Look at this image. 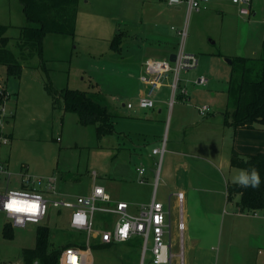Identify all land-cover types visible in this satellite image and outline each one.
<instances>
[{
  "label": "crops",
  "instance_id": "1",
  "mask_svg": "<svg viewBox=\"0 0 264 264\" xmlns=\"http://www.w3.org/2000/svg\"><path fill=\"white\" fill-rule=\"evenodd\" d=\"M109 10L113 14L109 17L112 18L111 24H114L110 31L107 30L106 18ZM255 10H257L256 7L251 5L249 15L256 13ZM198 11L195 12L199 14ZM238 11L241 15L239 9ZM185 12L188 13L185 2L168 4L166 0H108L104 6H99L95 5L93 0H78L70 58H87L89 65H101V62L106 64L108 68H102L99 72L108 71L106 74H111L108 80L123 89L126 96L135 102L145 94L147 89L140 80L145 72V62L147 60L169 61L170 56L179 51L177 44L180 43L181 34L178 31L181 30L179 27L183 23ZM171 22L179 27L169 26ZM58 35L67 37L64 34ZM113 38L116 39L115 44H112ZM101 40L106 42L104 46L98 44ZM43 51L42 43V54ZM241 52V49H237L233 55H222L221 52L212 55L230 58L236 55L244 56ZM215 59V63L220 65L221 59ZM86 61H76L75 64L79 71V74L75 76L81 80L85 78L82 75L83 73L85 75L82 65L86 64ZM67 71L69 72V67ZM67 80H69V74ZM168 83V79L164 80L162 85L153 91V106L147 109L127 107L126 104L131 101L127 103L120 101L122 93H118V90L113 91L111 110L104 103L108 113L113 117V126L118 116L131 120L128 128H132L136 134L132 133L133 136H130V144L132 149L139 150V153L135 151L133 153L132 169L122 179L124 182L122 188L119 185L114 187L108 182L98 184L93 181L83 194L77 195L88 194L94 184L101 185L113 201L126 202L127 211L133 215L138 213L141 205H148L153 196L156 200L163 202L166 211L165 221L169 223V229L164 233V238L170 242L172 257L178 259L179 264L262 263L264 258L256 254L255 243L260 239L264 241V215L261 214H264V209L255 213L239 211L236 205L238 195H233L229 199L227 185L234 182L243 170L231 166V153L233 151L242 154L264 152V129H235L225 122V110L232 109L228 94L225 97L224 106L206 107L203 114L199 113L194 104L196 101L189 103L190 106L186 100L182 99L180 93L175 94L176 102L173 99V104H170V99L169 103L167 101ZM93 84L96 88L99 87V81H94ZM187 98L188 102L192 100L189 94ZM115 101L120 103L122 110L116 108ZM167 122L166 138L171 130V139L168 141L164 136L160 141L159 146L163 141L165 142L162 156L152 154L151 150L146 152L142 141L158 133L162 134L166 130ZM7 135L10 137L11 133ZM154 147L158 146H152ZM165 154H168L167 164L163 169ZM3 155L4 160H2L5 164H9L6 154ZM137 161L139 165H136ZM140 165L144 167L142 175H139L137 171ZM140 178L142 181H139ZM160 180L159 188L157 184ZM16 182L19 186V182ZM177 193H182L181 201L177 198ZM61 212L56 211V214L60 216ZM98 213L102 218L98 220V225L94 226V231L88 238L89 247L86 248V235L83 243L73 242L65 246L83 244L87 252V264H92V246L109 247L125 244L132 249L138 247L142 252V238L138 235L121 242L99 243L96 231L104 226L105 221L108 224L114 220V216ZM180 214L183 222L181 233L177 228ZM67 215L68 211L65 213L66 221ZM103 216H110V219H103ZM172 224L178 241L171 235ZM174 246L177 247L176 252L172 251ZM150 264H153L151 260Z\"/></svg>",
  "mask_w": 264,
  "mask_h": 264
},
{
  "label": "rangeland",
  "instance_id": "2",
  "mask_svg": "<svg viewBox=\"0 0 264 264\" xmlns=\"http://www.w3.org/2000/svg\"><path fill=\"white\" fill-rule=\"evenodd\" d=\"M93 1L95 5L104 6L108 0ZM252 6L256 7V13L240 15L239 7L231 0H209L206 6L198 11L199 14L195 11L185 12L180 27L173 22L169 24L185 31V35L177 44V49L180 48V44H183L186 53L195 54L199 59L196 69L180 71L178 75L180 87L184 86L192 97V100L188 102L189 99L182 96L188 105L194 100L197 108L224 106V100L230 88L231 64L226 61L228 56L218 57L212 55L213 53L233 55L237 49H241L242 55L246 57L261 55L264 44V0H252ZM201 14L203 15L200 16ZM112 15L110 10L106 14L109 31L112 26L114 27L110 21L112 18H109ZM0 23L8 26L6 31L9 37L8 47L15 55H18L17 40L20 27L27 24L19 0H0ZM105 43L104 40L98 41L101 46ZM71 44L73 45V41L68 35L63 37L56 33L46 34L43 41L42 60L35 52L32 57L23 62L19 78L7 76L5 67L0 66V89L3 87L12 93L5 99L2 106L0 105L5 115L2 130L7 134L11 133L9 143L0 147V157L3 159V154H6V160L9 162L6 165L11 172L9 181H6L5 176H0V195L7 188H19L16 181L19 182L21 174L52 176L55 178L57 192L69 195L68 197L83 194L93 181L98 184L108 182L114 187L119 185L122 188L124 183L122 179L132 169L133 153L134 151L139 153V150L132 149L130 144V136L136 133L132 128H128V123L131 121L129 118L124 119L118 116L114 124V133L98 138L93 125H81L75 113L64 111L60 97L54 106L51 97L45 91V82L56 90H61L66 86L85 89L87 86L89 88L88 83L99 81L97 97L108 105L110 110L113 91L118 90V93H122L120 101L133 102L126 96L123 89L108 80V76L111 75L106 74L108 71L99 72L102 68H108L106 64L101 62V65H89L87 58H70ZM215 58L221 59L220 65L215 63ZM209 60L212 61L209 62ZM76 61H86V64L82 65L85 69V75L82 74L85 77L83 80L75 76L79 74L75 67ZM42 62L48 68L47 77L40 66ZM71 62L72 64H69ZM68 74L69 80H67ZM200 76H204L208 83H194V80ZM89 79L92 81H88ZM168 94L169 103L170 87ZM174 101L176 102V98ZM115 102L116 108L122 110L120 103ZM167 126L168 122L162 134L158 133L142 141L146 152L150 151L154 145L159 146L164 136L166 138ZM166 139L168 141L171 139V130ZM167 155L164 156L163 169L167 164ZM136 165H139L138 161ZM157 185L161 187V180ZM66 212L63 210L58 216L56 210L52 208L50 219L42 223L48 226L49 248H61L67 243L84 242L85 234L68 226ZM109 217L103 216V219H110ZM100 218L102 216L96 211L94 226L98 225ZM5 223L11 228L8 218L0 210V264H22V249L32 248L35 245L38 224L28 222L25 226L13 225L11 235L5 236L2 232ZM171 226V235L178 241L173 224ZM255 244L257 245L256 254L264 258V241L260 239ZM91 250L92 264H130L132 262L150 264L151 260L148 249L142 255L138 247L132 249L125 244L109 247L92 246ZM175 250L177 247H172V251L176 252ZM171 264H179L178 259L172 257ZM260 264H264V261Z\"/></svg>",
  "mask_w": 264,
  "mask_h": 264
},
{
  "label": "trees",
  "instance_id": "3",
  "mask_svg": "<svg viewBox=\"0 0 264 264\" xmlns=\"http://www.w3.org/2000/svg\"><path fill=\"white\" fill-rule=\"evenodd\" d=\"M26 25L20 27L17 48L18 55L8 47L9 37L6 35L8 26L0 23V66H4L7 76L19 78L23 62L32 57L35 52L42 60V43L46 34L56 33L75 35V22L78 0H19ZM116 43L113 38L112 44ZM231 60L230 88L228 91L229 105L232 109L224 112L225 122L238 129H264V44L259 57L233 56ZM46 77L48 68L40 63ZM89 88L68 87L56 90L45 82L46 93L55 106L58 98L62 100V109L73 112L81 125H93L98 138L114 132L112 116L107 107L98 99L99 88L89 83ZM8 93V95H6ZM11 93L6 88L0 89V105ZM232 96V99L230 97ZM9 137V136H8ZM230 164L243 170L256 168L260 174L261 184L258 188H243L236 183H228L227 195L231 199L238 195L236 205L241 212L255 213L264 209V152L242 154L233 151ZM10 224V223H9ZM11 228L12 225L10 224ZM8 224L3 226V234L11 235ZM61 248L48 247V226L38 224L36 227L35 245L23 248L22 264H58ZM84 247L83 244H80Z\"/></svg>",
  "mask_w": 264,
  "mask_h": 264
},
{
  "label": "built area",
  "instance_id": "4",
  "mask_svg": "<svg viewBox=\"0 0 264 264\" xmlns=\"http://www.w3.org/2000/svg\"><path fill=\"white\" fill-rule=\"evenodd\" d=\"M207 1L166 0L168 4L185 2L188 13L193 10H200ZM231 1L239 6L242 14L249 15L252 0ZM178 33L181 34V37L185 35L184 30H179ZM182 46L180 44V49L174 55L173 61L147 60L145 62V72L141 75L140 80L146 85V92L135 102H128L127 107L151 108L153 106V91L167 79H170L168 85L171 91V102L176 93H180L184 98L187 97L186 88L184 86L180 87L178 75L180 71L195 68L198 59L195 54L183 51ZM170 74L171 77H169ZM194 83L206 84L207 79L200 76L194 80ZM205 110V106L198 107L200 114H203ZM4 117L3 108L1 107L0 145L9 143L8 135L2 130ZM164 150L165 142L163 141L160 146L152 148L151 153L161 157ZM137 171L139 175H142L144 167L138 166ZM10 174V170L0 157V176H5L6 181H9ZM139 181H142V178ZM177 198L181 201L182 193H177ZM112 201L110 194L101 185L94 184L91 191L86 195L67 197L59 195L57 192L54 177L21 174L19 188H7L0 195V210L6 215L12 226H25L28 222L42 224L50 218V209L54 208L56 211L67 210L68 226L86 235V248L89 247L88 238L94 231V213L98 211L103 214H110L114 216V220L108 224L105 221L104 226L96 231L99 236V243L121 242L131 236L138 235L142 238V255L148 249L153 264H171L170 242L164 238V233L169 229V223L165 221L166 211L163 203L153 196L148 205H141L138 213L133 215L127 211L126 202ZM177 228L181 233L183 230L181 214ZM86 248L78 244L64 246L59 254V264H87Z\"/></svg>",
  "mask_w": 264,
  "mask_h": 264
},
{
  "label": "clouds",
  "instance_id": "5",
  "mask_svg": "<svg viewBox=\"0 0 264 264\" xmlns=\"http://www.w3.org/2000/svg\"><path fill=\"white\" fill-rule=\"evenodd\" d=\"M234 183L243 188H258L261 184L260 174L256 168H252L250 171L241 170ZM34 264H39V261H35Z\"/></svg>",
  "mask_w": 264,
  "mask_h": 264
},
{
  "label": "water",
  "instance_id": "6",
  "mask_svg": "<svg viewBox=\"0 0 264 264\" xmlns=\"http://www.w3.org/2000/svg\"><path fill=\"white\" fill-rule=\"evenodd\" d=\"M174 55L170 56L169 61H173ZM228 63H231V60L229 58L226 59Z\"/></svg>",
  "mask_w": 264,
  "mask_h": 264
}]
</instances>
